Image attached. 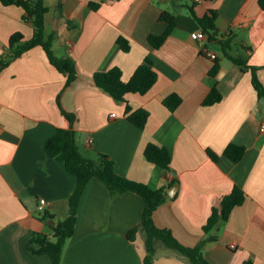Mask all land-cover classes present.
Returning <instances> with one entry per match:
<instances>
[{
    "label": "crops",
    "instance_id": "obj_1",
    "mask_svg": "<svg viewBox=\"0 0 264 264\" xmlns=\"http://www.w3.org/2000/svg\"><path fill=\"white\" fill-rule=\"evenodd\" d=\"M90 1L99 2V9L90 8ZM45 2L49 8L45 36L55 35L57 57L75 59L78 78L66 87L67 76L50 62L42 46L28 50L0 72V264H51L49 256L33 253L28 245L35 233L52 236L50 226L70 213L76 177L45 151L46 141L59 128L75 130L81 152L90 159L97 161L99 154H106L120 175L153 189L167 186L171 194L155 211L154 221L184 246L202 240L213 207L240 186L246 201L233 210L205 256L213 264H264V133L260 131L264 96L253 83L254 68L264 87L260 0ZM191 8L199 16L218 12L216 40L207 34L206 42L221 65L216 77L210 72L217 59L208 57L192 38L203 28ZM164 11L175 14L177 26L156 49L148 37L166 31ZM16 33L23 35V41L31 40L32 18L23 7L0 0V60L12 54L10 39ZM120 36L130 41L129 52L118 45ZM228 39L226 53L221 43ZM147 57L158 73L147 94L129 93L126 102H119L96 85L95 73L115 66L121 67L125 81L130 80ZM216 83L222 101L205 105ZM174 94L182 103L171 111L164 100ZM59 96L61 107L75 115L73 124L62 113ZM128 105L149 111L144 129L128 120ZM149 143L170 150L171 170L147 160ZM232 143L246 149L240 162L224 155ZM209 150L219 155L217 161ZM172 180L177 182L168 187ZM42 198L48 202L45 212L55 219H42L44 211L38 208ZM144 206L139 194L112 195L102 181L92 179L62 264H145L144 233L138 232L135 240L127 236L140 224ZM153 264L190 263L158 242Z\"/></svg>",
    "mask_w": 264,
    "mask_h": 264
},
{
    "label": "trees",
    "instance_id": "obj_2",
    "mask_svg": "<svg viewBox=\"0 0 264 264\" xmlns=\"http://www.w3.org/2000/svg\"><path fill=\"white\" fill-rule=\"evenodd\" d=\"M6 5L15 4L23 7L28 16L32 18L35 35L31 40L23 41L21 33L14 34L10 39V47L12 54L5 60H0V72L7 67L13 60L22 56L28 50L42 46L50 60V62L62 73L67 76L66 87H69L77 78L78 70L74 58H59L53 50V41L55 35L45 36V16L49 11L45 0H2ZM260 4L264 9V0H260ZM90 8L98 10L99 2L90 1ZM191 15L199 22L210 40H216L218 34L217 19L218 12L211 10L204 16H199L194 8H191ZM161 20L167 22L168 27L163 34H151L148 37L149 43L156 49L161 48L174 29L177 26L176 16L173 12L164 11ZM118 45L124 52L131 50L130 41L120 36L117 40ZM221 43V42H220ZM224 50L230 47V39L221 43ZM238 64L242 62L234 59ZM221 65L216 60L215 66L212 68L210 75L216 77L220 71ZM253 83L258 90L259 96H264V87L257 78L256 69L253 68ZM94 81L96 85L112 96L119 102H126V96L129 93L147 94L158 81V73L154 69L153 61L146 58L135 70L130 80L123 79V70L121 67L115 66L108 71H100L95 73ZM60 96L58 104L64 116L71 124L74 123L75 115L67 112L61 107ZM222 94L216 83L210 94L204 101L205 105H213L222 101ZM182 103L179 95H170L164 100V104L171 110L175 111ZM126 115L128 120L140 129H144L148 122L150 113L146 109L133 110L128 105L126 107ZM45 151L48 157L56 158L62 162L67 170L76 177V185L74 192L70 197V213L69 215L51 225L52 236L45 233H35L29 241V249L40 255H47L51 260V264H62L64 251L69 239L74 235L77 221L78 211L81 199L87 184L94 178L102 181L110 190L112 195H118L125 192H135L144 199V210L142 220L139 225L132 228L127 236L130 240H135L138 232L145 235V264H153L157 254V244L161 242L166 248L172 249L183 256L190 264H213L205 256V249L208 244L216 242L219 237L221 227L228 222L233 210L244 204L246 201V192L240 187L235 186L232 192L223 197L219 207H213L212 213L204 225V237L193 247L182 245L168 229L158 227L154 221L155 211L163 205L167 200V186L153 189L149 185L130 180L120 175L116 171V164L112 158L106 154H99L98 160L86 157L80 150L77 142L76 132L72 128H59L56 133L46 141ZM245 147L237 144H230L224 151V155L228 156L234 162H240L245 155ZM210 157L217 161L219 155L212 150L208 151ZM145 156L148 161L154 163L164 170H171L172 154L166 147L149 143L145 149ZM177 180H172L169 186L174 185ZM55 215L45 212L42 214L44 221L55 219ZM217 232V233H216ZM252 264V261L245 262Z\"/></svg>",
    "mask_w": 264,
    "mask_h": 264
},
{
    "label": "built area",
    "instance_id": "obj_3",
    "mask_svg": "<svg viewBox=\"0 0 264 264\" xmlns=\"http://www.w3.org/2000/svg\"><path fill=\"white\" fill-rule=\"evenodd\" d=\"M198 2H200L201 0H196ZM192 38L197 41L202 49V51H204V53L210 57L211 59H217V53L213 52V51H210L208 48H207V39H208V36L207 34L205 33L204 30H201V31H197V32H194L192 33ZM113 116H116V114H113ZM260 131L262 133H264V119L260 122ZM93 142V139H89V143L92 144ZM48 205V202L46 199H40V202H39V210L40 211H45V208L47 207ZM231 248L232 249H236V245L233 244L231 245Z\"/></svg>",
    "mask_w": 264,
    "mask_h": 264
},
{
    "label": "water",
    "instance_id": "obj_4",
    "mask_svg": "<svg viewBox=\"0 0 264 264\" xmlns=\"http://www.w3.org/2000/svg\"><path fill=\"white\" fill-rule=\"evenodd\" d=\"M168 194H171V193H167V196H169Z\"/></svg>",
    "mask_w": 264,
    "mask_h": 264
},
{
    "label": "rangeland",
    "instance_id": "obj_5",
    "mask_svg": "<svg viewBox=\"0 0 264 264\" xmlns=\"http://www.w3.org/2000/svg\"><path fill=\"white\" fill-rule=\"evenodd\" d=\"M85 155V154H84ZM86 156V155H85ZM86 157H88V156H86ZM89 158V157H88Z\"/></svg>",
    "mask_w": 264,
    "mask_h": 264
}]
</instances>
